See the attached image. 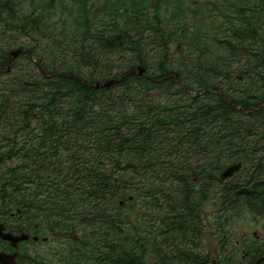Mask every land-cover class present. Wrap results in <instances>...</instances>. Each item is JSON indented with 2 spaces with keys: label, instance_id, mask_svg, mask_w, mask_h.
I'll return each instance as SVG.
<instances>
[{
  "label": "trees",
  "instance_id": "1",
  "mask_svg": "<svg viewBox=\"0 0 264 264\" xmlns=\"http://www.w3.org/2000/svg\"><path fill=\"white\" fill-rule=\"evenodd\" d=\"M263 104L264 0H0V224L61 264H207L205 207L215 264H254L226 229L264 216Z\"/></svg>",
  "mask_w": 264,
  "mask_h": 264
},
{
  "label": "rangeland",
  "instance_id": "2",
  "mask_svg": "<svg viewBox=\"0 0 264 264\" xmlns=\"http://www.w3.org/2000/svg\"><path fill=\"white\" fill-rule=\"evenodd\" d=\"M203 210H204L203 218L206 219L205 222L206 225L208 224V226H207V230H205L204 235H202V240L204 241L201 242L199 246L201 247V249H203L204 251L203 253L207 251L213 253L218 249L217 242L212 235L213 228L211 227V224L213 223L214 214L205 207L203 208ZM226 230L230 238L234 240L237 239L240 240L243 237H245L246 239H251V238H255L256 236H258L259 238H264V216L261 215L253 216L252 213H250L249 211H244L234 222L233 227H228ZM253 233H256V235L252 236ZM52 239L49 240L48 244L47 243L39 244V245H33L32 243L23 244L22 254L34 255L35 252L42 253L39 257V260L43 259L51 264V262L55 260V258L58 259V256L57 255L55 256V252L57 251L59 252L61 246L60 245L61 240L58 239V237H54ZM250 241L251 240H249V242ZM225 249L229 251L228 246L227 247L225 246L223 251H225ZM19 264H29V262L20 261Z\"/></svg>",
  "mask_w": 264,
  "mask_h": 264
},
{
  "label": "water",
  "instance_id": "3",
  "mask_svg": "<svg viewBox=\"0 0 264 264\" xmlns=\"http://www.w3.org/2000/svg\"><path fill=\"white\" fill-rule=\"evenodd\" d=\"M20 52H21L20 50L12 52L11 58L16 57ZM141 71L142 70H140V72ZM132 73H134V72H132ZM112 83L113 82L110 81V82H107V83H104V84H87V86L95 87V88H98V87H109ZM239 168H240L239 164H236V165L228 167L221 174L220 180L224 181L226 178L231 177ZM0 238L4 239V240H8L13 247H16L18 242H20L22 240H27L28 237L26 235H21L19 237H13V236H11L9 234H4V233H2V227L0 226ZM15 256H16L15 254H10L9 255V254L0 253V264H17L16 261H15Z\"/></svg>",
  "mask_w": 264,
  "mask_h": 264
},
{
  "label": "flooded vegetation",
  "instance_id": "4",
  "mask_svg": "<svg viewBox=\"0 0 264 264\" xmlns=\"http://www.w3.org/2000/svg\"><path fill=\"white\" fill-rule=\"evenodd\" d=\"M194 180H196V179H194ZM214 196H212V198H213ZM12 225H14L16 228H15V231H19L20 230V228H19V224L18 223H15V224H12ZM3 230H4V232H7V233H11V234H13V235H18V234H14L13 232H10V231H8L7 229H5V228H3ZM13 231V230H12ZM40 240V239H39ZM38 240V241H39ZM38 241H36V242H38ZM37 244H41V243H37ZM22 245H23V243H18L17 244V246H16V248L14 249V248H11L10 247V245H9V243L8 242H6V241H2V240H0V252H3V253H5V254H11V253H16L17 254V257H16V259H17V261L19 262L21 259V255H22ZM62 246V245H61ZM62 247H64V246H62ZM61 256V253L60 252H55V256ZM209 255V254H208ZM37 256H40V253H37ZM57 261V258H55V260H53L52 262H51V264H58V263H55ZM205 263H207V264H214V260L211 258V256H210V258L208 257V258H206V262ZM262 264H264V263H262Z\"/></svg>",
  "mask_w": 264,
  "mask_h": 264
}]
</instances>
